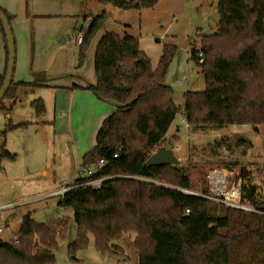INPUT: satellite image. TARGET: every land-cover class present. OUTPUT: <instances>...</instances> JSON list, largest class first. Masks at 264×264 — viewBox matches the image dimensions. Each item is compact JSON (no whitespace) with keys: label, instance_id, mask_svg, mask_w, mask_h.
I'll list each match as a JSON object with an SVG mask.
<instances>
[{"label":"trees","instance_id":"obj_1","mask_svg":"<svg viewBox=\"0 0 264 264\" xmlns=\"http://www.w3.org/2000/svg\"><path fill=\"white\" fill-rule=\"evenodd\" d=\"M159 1L98 0L103 9L79 29L77 66L108 16L107 5L143 10ZM0 9L11 25L12 16ZM218 15V30L197 34L189 45L190 60L205 87L184 93L187 125L207 132L229 125L264 126V0L253 5L246 0H218ZM0 27L7 58L1 88L8 51L1 21ZM176 51V45L165 44L153 68L138 37L107 31L100 39L95 54L97 83L89 89L122 106L104 119L94 146L82 158V169L94 166L92 174L76 178L58 200V205L73 208L77 224L69 251L74 254L87 246L92 235L96 249L113 252V240L135 232L139 264H264V215L183 192L178 188L193 187L186 169L174 162L147 163L178 113L175 91L164 82ZM35 86L36 82L13 80L5 98L15 99L20 88ZM2 102L0 110L9 111ZM31 106L37 115L46 111L41 98ZM246 143L253 145L240 138L235 147L245 153ZM1 156L15 155L3 148ZM218 165L238 166L243 201L254 208L264 206V194L251 169L237 160H220ZM100 177H107L100 188L83 184ZM67 224L66 220L38 223L25 216L15 240H0V264H56L57 238L64 235Z\"/></svg>","mask_w":264,"mask_h":264},{"label":"crops","instance_id":"obj_2","mask_svg":"<svg viewBox=\"0 0 264 264\" xmlns=\"http://www.w3.org/2000/svg\"><path fill=\"white\" fill-rule=\"evenodd\" d=\"M254 1L246 0L249 5ZM0 7L12 16L16 49L13 80L37 83L35 87L20 88L13 103L23 104L25 99L30 104L41 98L46 107L45 113L37 115L33 111L29 120H19L16 125L32 123L56 131L65 127L71 132L91 126L96 138L104 119L122 106L89 89L97 83L95 54L107 31L138 37L140 48L149 56L153 68L158 65L164 45H176L177 51L164 77L165 84L183 98L187 91L202 90L204 79L189 56V45L194 38L187 18H193L191 23L196 27V35L207 32L201 26L208 24L211 14L218 10V0H160L150 9L122 12L117 9L110 12V8L105 7L109 16L90 41L80 66H77L79 29L85 28L98 12V0H0ZM185 9L195 17H188ZM112 14H119V19H114ZM181 15L185 18L183 25L179 23ZM150 33H154L152 38ZM186 39L190 41L188 44L180 42ZM6 61L0 27V76L5 71ZM173 123L174 120L165 140L180 137L179 126L171 130ZM86 152L88 150L82 153Z\"/></svg>","mask_w":264,"mask_h":264},{"label":"rangeland","instance_id":"obj_3","mask_svg":"<svg viewBox=\"0 0 264 264\" xmlns=\"http://www.w3.org/2000/svg\"><path fill=\"white\" fill-rule=\"evenodd\" d=\"M106 7L110 10L125 11L113 5ZM102 9L103 6L99 4L98 12ZM107 13L109 16V10ZM191 14L192 12H189L188 17H195ZM119 16L112 14L114 19H119ZM192 19L187 18V23L193 32V38L196 39L197 30L191 23ZM218 20V10H215L209 18V23L201 27L207 30L205 33L216 32ZM179 23H185L183 15L179 18ZM153 34L150 33L149 36L152 38ZM180 42L188 44L190 41L186 39ZM204 87L203 80L202 89ZM174 100L178 113L171 130L173 132L179 126L180 137L174 140L173 137L166 139L157 146L153 155L167 151L171 162L182 166L191 177V190L203 193L207 189L206 174L210 168L224 167L218 165L220 160H237L239 164L252 170L254 182L264 194V126L258 125L255 129L250 125H229L208 132L195 130L187 125L184 98L177 93ZM2 103L9 111L0 110V205L10 206L0 209V227L3 228L0 240H15L21 220L25 216H30L38 223L66 220V231L63 236L58 235V246L54 251L56 264H139V254L134 245L135 232L126 233L120 239L113 240V252H101L96 249L92 235L87 246L77 249L74 254L69 251V245L77 237V224L73 208L58 205V200L63 188L71 185L76 178L88 175V171L81 167L85 154L82 152L89 151L94 146V127L87 126L71 132L65 127L62 131H56L51 127L45 128L32 123L16 125L19 120L26 122L31 118L33 111L35 112L31 103L24 99L23 104H14L10 98H4ZM240 138L253 143L251 147L246 143L248 149L245 153L235 147ZM3 148L15 155L14 158L2 157ZM91 169L94 171V166ZM232 169L238 171L239 167L234 166ZM259 214L264 215V211Z\"/></svg>","mask_w":264,"mask_h":264},{"label":"built area","instance_id":"obj_4","mask_svg":"<svg viewBox=\"0 0 264 264\" xmlns=\"http://www.w3.org/2000/svg\"><path fill=\"white\" fill-rule=\"evenodd\" d=\"M77 40L81 43L82 41V33L78 34ZM114 156H117L116 154ZM103 163V160L100 161V164ZM88 171V175L92 174V169L86 170ZM85 177V176H84ZM107 177L94 178L88 181H85L84 185H90L94 188H100L103 181ZM71 187L63 188L60 192L63 194L66 190ZM175 188V187H173ZM206 191L203 192H194L191 189L178 188L179 190L199 195L204 197L210 201L220 203L222 205L243 210L245 212H263L258 208H254L250 206L248 203L243 201L242 198V188H241V178L238 176V172L234 171V169H229L225 167H212L208 170L206 174ZM9 204L0 205V209L9 207ZM3 231V228L0 227V233Z\"/></svg>","mask_w":264,"mask_h":264},{"label":"water","instance_id":"obj_5","mask_svg":"<svg viewBox=\"0 0 264 264\" xmlns=\"http://www.w3.org/2000/svg\"><path fill=\"white\" fill-rule=\"evenodd\" d=\"M0 21L2 23L4 33L6 35L7 51H8V62H7L6 72H5V78L0 88V102H1L5 98V95L7 91L9 90V87L13 81V75H14V69H15V59H16V49H15L14 35H13L10 22L2 9H0ZM255 129H257V127H255ZM171 161L172 159L167 151H161L156 155H151L147 159V163H152V164L165 163V162H171ZM258 209L261 211H264V206H260L258 207Z\"/></svg>","mask_w":264,"mask_h":264}]
</instances>
